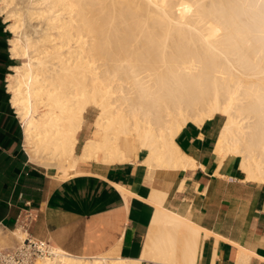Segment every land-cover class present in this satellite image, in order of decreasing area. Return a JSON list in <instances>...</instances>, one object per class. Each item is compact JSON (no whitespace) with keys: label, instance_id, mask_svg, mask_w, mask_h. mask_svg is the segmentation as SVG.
<instances>
[{"label":"bare ground","instance_id":"6f19581e","mask_svg":"<svg viewBox=\"0 0 264 264\" xmlns=\"http://www.w3.org/2000/svg\"><path fill=\"white\" fill-rule=\"evenodd\" d=\"M0 16L21 60L6 86L35 163L68 177L81 161L125 162L147 148L149 165H185L191 158L178 150L177 133L221 114L218 151L242 155L248 179L264 181V0H0ZM91 105L101 136L77 153ZM171 215L158 222L169 231L147 240L144 257L174 260L185 219ZM33 264L141 259L55 247Z\"/></svg>","mask_w":264,"mask_h":264},{"label":"crops","instance_id":"0c3cea01","mask_svg":"<svg viewBox=\"0 0 264 264\" xmlns=\"http://www.w3.org/2000/svg\"><path fill=\"white\" fill-rule=\"evenodd\" d=\"M7 33L1 22L0 238L15 231L25 209L34 216V237L78 257L122 256L141 259V264H264V181L248 179L242 155L218 151L223 115L201 125L189 122L177 133L175 144L191 158L188 164L149 165L150 151L142 148L125 162L81 161L75 174L62 177L56 168L32 161L26 149L24 126L5 84L16 60L8 54ZM93 121L87 112L77 153L88 138L100 136ZM165 211L185 219L174 233L182 245L173 261L150 253L144 257L149 238L169 231L158 224L169 216ZM12 241L7 247L17 244V238Z\"/></svg>","mask_w":264,"mask_h":264},{"label":"built area","instance_id":"2783aa9c","mask_svg":"<svg viewBox=\"0 0 264 264\" xmlns=\"http://www.w3.org/2000/svg\"><path fill=\"white\" fill-rule=\"evenodd\" d=\"M33 220L31 212L25 209L20 211L15 230L19 229L22 235L17 237V244L13 247L0 244V264H33L36 260L53 254L55 246L31 234Z\"/></svg>","mask_w":264,"mask_h":264},{"label":"rangeland","instance_id":"374dc122","mask_svg":"<svg viewBox=\"0 0 264 264\" xmlns=\"http://www.w3.org/2000/svg\"><path fill=\"white\" fill-rule=\"evenodd\" d=\"M0 22H3V27L6 28V30L8 31V33H7V38H8L7 51H8V54L10 55V52H9V39L13 36V33H12V32L9 30V28L7 27L8 24L4 21V19H3L2 16H0ZM19 62H21V60H15V61L13 62V65H14V64H17V63H19ZM10 72H11V71H10ZM5 84H7V83H5ZM98 111H99V108H98L97 106H95V105H91L90 108H89V110L87 111L89 115L92 114L93 117H94L93 125H94V122H95L96 116H97V114H98ZM87 112H86V113H87ZM85 116H86V114H85ZM94 128H95V127H94ZM95 129H96V128H95ZM98 131H99V130H98ZM99 133H100V131H99ZM100 136H101V133H100ZM100 136H99V137H100ZM14 238H16V237L13 236L12 234H7L6 236L1 237V238H0V241H1V244H2V245L10 246V245H12V243H13L12 240H13Z\"/></svg>","mask_w":264,"mask_h":264},{"label":"trees","instance_id":"16d2710c","mask_svg":"<svg viewBox=\"0 0 264 264\" xmlns=\"http://www.w3.org/2000/svg\"><path fill=\"white\" fill-rule=\"evenodd\" d=\"M1 23V22H0Z\"/></svg>","mask_w":264,"mask_h":264}]
</instances>
